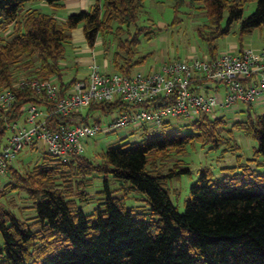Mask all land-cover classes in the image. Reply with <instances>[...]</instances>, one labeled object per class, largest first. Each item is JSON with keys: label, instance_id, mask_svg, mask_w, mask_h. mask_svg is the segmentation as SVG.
Returning <instances> with one entry per match:
<instances>
[{"label": "trees", "instance_id": "16d2710c", "mask_svg": "<svg viewBox=\"0 0 264 264\" xmlns=\"http://www.w3.org/2000/svg\"><path fill=\"white\" fill-rule=\"evenodd\" d=\"M29 1L34 0H0V28H15L8 39L0 32V90L6 86L16 92L11 109L0 114V149L6 141L7 123L23 119L26 103L44 102L32 87H15L17 71L30 70L41 79L61 78V61L72 29L83 24L90 46L100 33H115L119 47L114 63L127 74L146 58L137 56L142 36L152 38L162 29L138 26L146 0H96L89 9L69 13L64 19L26 8ZM44 1L58 9L67 0ZM247 1L202 0L208 20L198 31L209 45L210 57L218 55L217 39L235 23L241 36L264 25V0H256V8L244 15ZM132 25H136L134 31ZM168 103L163 99L160 104ZM255 108H245L246 116L234 125L255 136L256 153L264 156V113H256ZM86 109L52 115L47 122L56 128L60 123L90 121L93 110L117 113L128 106L121 100L99 101ZM222 117L203 115L177 126L167 121L160 133L140 143L109 146L100 153L101 162L85 155L64 162L43 151L41 163L21 178L28 184L40 230L0 207V264H264V173L241 165L242 161L226 167L229 171L217 179L209 168H203L180 212L165 182L190 169L178 166L163 174L149 168L153 152L181 149L195 140L220 147L217 126ZM98 176L103 178L99 191L103 200L86 212L82 204L88 202L89 186ZM111 179L129 191L144 193L149 212L127 206Z\"/></svg>", "mask_w": 264, "mask_h": 264}, {"label": "built area", "instance_id": "2783aa9c", "mask_svg": "<svg viewBox=\"0 0 264 264\" xmlns=\"http://www.w3.org/2000/svg\"><path fill=\"white\" fill-rule=\"evenodd\" d=\"M27 86L44 102L26 103L23 119L7 123L10 134L0 149V178L16 163L19 153L33 146L66 162L84 156L83 140L101 131L161 128L172 117H216L218 111L234 112L262 105L264 47L233 53L221 51L215 57L171 59L147 72L129 74L120 70L105 72L93 62L87 75L68 87L59 85L53 77L22 78L15 85ZM15 98L11 87L0 92V114L11 109ZM163 99L169 103L161 105ZM117 100L125 102L128 109L117 112L106 124L94 119L60 123L54 128L47 122L52 115L66 116L95 102Z\"/></svg>", "mask_w": 264, "mask_h": 264}, {"label": "rangeland", "instance_id": "374dc122", "mask_svg": "<svg viewBox=\"0 0 264 264\" xmlns=\"http://www.w3.org/2000/svg\"><path fill=\"white\" fill-rule=\"evenodd\" d=\"M178 3H180L178 5ZM27 7L38 8L42 11L54 13L56 16H61L66 8H54L44 0H34L26 2ZM256 8V0L247 1L244 5V15L250 14ZM207 10L202 0H146L145 9L140 15L138 26L145 27L148 30L157 27L162 28L156 30V34L151 40H147L144 36L140 46L141 54H146V59L143 63L137 64L138 68L147 69L153 61L157 63L167 55L171 59H185L190 56H202L209 52V45L204 40L198 31V27L207 22ZM226 15L222 20L225 24ZM79 24L77 27H81ZM5 27V26H4ZM76 27V28H77ZM15 28L12 25L6 28H0V32L8 39L13 34ZM136 29V25L130 27L131 31ZM158 31V32H157ZM12 32V33H11ZM11 33V34H10ZM109 34H105L108 38ZM218 52L229 51L235 52L237 46L241 43L244 48H259L264 47V25L255 28L252 32L241 36L239 23H235L232 30L223 36H220L217 41ZM67 49L69 46L66 47ZM168 53H166V50ZM113 51V50H112ZM68 54H66L67 57ZM99 62L111 63L110 70H113L112 54L107 53L99 57ZM153 62L152 64H154ZM101 68V67H100ZM101 70H103L101 68ZM105 71V70H103ZM108 72V70H106ZM114 71V70H113ZM116 71V69H115ZM20 75L16 82L22 78L34 79L37 76L30 70L17 71ZM31 73V74H30ZM16 85V84H15ZM6 88V86L4 87ZM2 88L0 91H2ZM87 109H84L85 112ZM256 113H264V104L255 108ZM216 117L223 116V122L218 124L217 133L221 137L220 147H212L211 143H204L199 140L187 143L181 149H170L162 152H153L149 155V168L157 173L166 174L170 169L188 167V172L180 174L178 177L167 180L165 185L169 188L173 203L177 206L180 212L185 210V200L189 197L190 186L197 180L200 170L209 168L214 175V178H220L229 171L226 167L234 166L239 161L242 164L250 165V168L258 173H264V156L256 153L258 141L254 135L246 133L243 130L235 127L234 123L244 118L245 112L239 111H218ZM90 121L100 118L102 124L110 122L115 113H105L100 110H93ZM212 117V118H216ZM191 118H170L174 125L187 124ZM188 129V128H187ZM161 128H146L143 130H116L110 133L101 131L98 135L85 138L84 155L89 157L93 162H101V152L112 145H131L132 143H140L143 138L160 133ZM10 134L7 130L5 139ZM238 146V147H237ZM43 149L35 147L25 149L19 153L16 163L13 165L14 170L9 169L0 178V207L6 208L19 216L21 219L31 223L34 230H40V224L33 210V201L27 190L28 184L21 180L22 177H28L30 169L38 165L42 161ZM240 155V157H238ZM16 169V171H15ZM23 179V178H22ZM119 181L111 179V186L117 190L118 195H124L126 205L134 207L141 212H149V205L146 202V195L139 191H132L125 187H120ZM103 189V178L94 177L88 191L91 196L88 202L83 203L82 207L86 212H91L103 200V195L100 190ZM0 236V244L2 245ZM39 242V240L37 241ZM37 245V244H36Z\"/></svg>", "mask_w": 264, "mask_h": 264}, {"label": "crops", "instance_id": "0c3cea01", "mask_svg": "<svg viewBox=\"0 0 264 264\" xmlns=\"http://www.w3.org/2000/svg\"><path fill=\"white\" fill-rule=\"evenodd\" d=\"M95 1L96 0H67L64 2L65 3L64 8H66L67 10L66 15H65V12H63L64 14H62L61 16L57 15V17H59L60 19H64L69 13L79 12L81 10L89 9L95 3ZM107 33H111L112 36L109 34V37L106 38L105 34ZM153 37L154 36H152V38ZM145 38L147 40L152 39V38H147V37ZM142 42H143V37H142L141 43L138 46V55H137L138 57H142L146 55V54H141L140 46ZM67 46H69V48L68 49L66 48L64 59H62L61 61V65L63 66V75L61 76V78H59L56 75L52 76L55 79V82L58 83L59 85L66 87L67 85L65 84L69 83L71 80L84 78L88 73L90 64L93 62L97 63L103 70H105V72H107L106 70H108V72H112L113 70L115 71V69L118 70V68H116L115 63H114V55L119 47L118 38L115 33H112L109 31L100 33L97 36L94 46H90L84 35V28L82 24L81 27L72 29L71 39L66 44V47ZM262 47L263 46L259 48H262ZM235 48H236L235 51H239L240 49H243L244 46L241 43L239 46ZM259 48L257 47L254 49H259ZM165 50H166V53H168V50L167 49ZM220 51H223V50H220ZM108 52L112 54L111 60L114 65L113 70H110L109 68V65H111V63L105 62V64H102L101 62H99V59H100L99 57L104 54H107ZM217 53H220V52H218L217 50ZM66 54H68L67 57H66ZM209 55L210 53L208 52L206 54H203L202 56H209ZM145 59L146 58H144V60L142 61L135 63L134 66L132 67L131 73L136 72V71L147 72L151 70L152 68L158 67L166 60H170L167 57V55H165L160 62L157 63L156 61H153L155 63L152 64L153 63L152 62L149 68L145 70L143 69L140 70V68H138V66L136 65L143 63ZM40 105H42V103ZM127 132L128 131H126V133Z\"/></svg>", "mask_w": 264, "mask_h": 264}]
</instances>
